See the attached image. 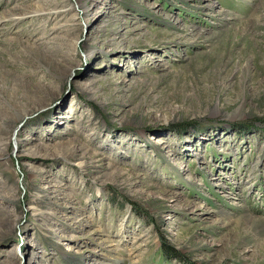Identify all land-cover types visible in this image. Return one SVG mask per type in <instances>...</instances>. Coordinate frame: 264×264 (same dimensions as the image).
I'll return each instance as SVG.
<instances>
[{"label": "rangeland", "instance_id": "obj_1", "mask_svg": "<svg viewBox=\"0 0 264 264\" xmlns=\"http://www.w3.org/2000/svg\"><path fill=\"white\" fill-rule=\"evenodd\" d=\"M0 264H264V0H0Z\"/></svg>", "mask_w": 264, "mask_h": 264}, {"label": "trees", "instance_id": "obj_2", "mask_svg": "<svg viewBox=\"0 0 264 264\" xmlns=\"http://www.w3.org/2000/svg\"><path fill=\"white\" fill-rule=\"evenodd\" d=\"M170 248H168V246L167 245H164V247H163V253H169L167 250H169ZM171 250V252L172 253H174L173 251H172V249H170ZM174 255V254H173ZM175 255H176V253H175Z\"/></svg>", "mask_w": 264, "mask_h": 264}]
</instances>
